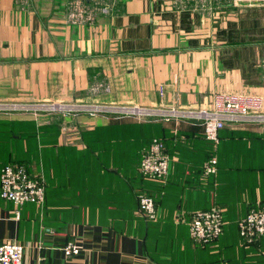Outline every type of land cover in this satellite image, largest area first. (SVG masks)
<instances>
[{
    "label": "crops",
    "instance_id": "0c3cea01",
    "mask_svg": "<svg viewBox=\"0 0 264 264\" xmlns=\"http://www.w3.org/2000/svg\"><path fill=\"white\" fill-rule=\"evenodd\" d=\"M218 91L264 104V0H0V101L206 108ZM152 137L169 157L159 182L137 170ZM6 162L45 184L40 205L0 198V244L20 242L23 264H264V237L246 246L236 223L264 209V123H225L214 143L188 119L0 112ZM209 207L223 233L196 243L190 216ZM68 241L78 254L64 255Z\"/></svg>",
    "mask_w": 264,
    "mask_h": 264
},
{
    "label": "built area",
    "instance_id": "2783aa9c",
    "mask_svg": "<svg viewBox=\"0 0 264 264\" xmlns=\"http://www.w3.org/2000/svg\"><path fill=\"white\" fill-rule=\"evenodd\" d=\"M120 100L122 104L63 102L47 108L52 111L110 113L134 115L163 120L188 119L199 121L203 126L206 139L217 143L219 129L225 123H264L263 98L257 94L240 92H214L206 108L184 106H142L131 101ZM46 105V103H41ZM98 104V105H97ZM31 102L0 101V112L31 111ZM146 116V117H145ZM137 170L147 180H163L169 171V157L163 142L152 137L143 149ZM204 172H216V159L210 158L204 166ZM0 198L9 200L17 207L25 203L40 205L45 198L44 179L30 174L22 164L6 163L0 168ZM139 208L148 218H155L156 204L151 195L140 194ZM223 215L217 208L198 209L192 212L188 233L196 243L208 244L215 241L223 231ZM238 234L241 240L252 242L264 237V209H250L238 220ZM23 245L15 240H6L0 244V264H23ZM64 255H76L78 246L68 241L61 246Z\"/></svg>",
    "mask_w": 264,
    "mask_h": 264
},
{
    "label": "rangeland",
    "instance_id": "374dc122",
    "mask_svg": "<svg viewBox=\"0 0 264 264\" xmlns=\"http://www.w3.org/2000/svg\"><path fill=\"white\" fill-rule=\"evenodd\" d=\"M258 0H255V2H257ZM251 2H252V0H251ZM127 101V100H126ZM55 102L56 103H63V102H79V103H88V102H83V101H80V100H74V101H47V102H44V101H35V102H31V111H26L27 113H30L31 112V114H38V113H40V112H45V111H50L49 109H47V108H50V107H52V106H54L53 104H55ZM41 103H46V105H42ZM94 103H98V102H94ZM124 103H125V101H124ZM98 104H100V103H98ZM97 104V105H98ZM106 104H111V105H117V104H122L119 100L118 101H114V102H112V103H106ZM47 107V108H46ZM94 114H98V113H94ZM105 114H110V113H105ZM135 117H137V118H139V119H145L144 117H138V116H135ZM146 117V116H145ZM146 118H148V116L146 117Z\"/></svg>",
    "mask_w": 264,
    "mask_h": 264
},
{
    "label": "trees",
    "instance_id": "16d2710c",
    "mask_svg": "<svg viewBox=\"0 0 264 264\" xmlns=\"http://www.w3.org/2000/svg\"><path fill=\"white\" fill-rule=\"evenodd\" d=\"M149 143V142H148ZM147 143V144H148ZM147 145L145 144V146H144V148L146 147ZM143 148V149H144ZM142 152H143V150H142ZM142 154V153H141ZM6 163H11V164H15V163H18V162H6ZM18 164H20V163H18ZM211 174H213V173H211ZM145 180H147V179H145ZM151 181H156V180H151ZM159 181H163V180H159ZM159 181H156V182H159ZM148 188H147V186H145V187H143V188H141V190H140V193H139V195L140 194H142V193H144V194H148V195H151L152 197H153V199H154V201H155V204H156V209H157V211H158V208H157V206H158V199L156 198V197H154L153 195H152V193H150L149 192V190H147ZM138 200H139V196H138ZM138 206H139V204H138ZM210 208H215V207H209L208 209H210ZM218 209V208H217ZM257 209H259V208H257ZM141 211V210H140ZM142 214H143V212H142ZM144 215V214H143ZM159 214H158V212H157V214H156V216H155V218H148L146 215H144L145 216V218L147 219V220H149V222L150 221H152V222H154L155 220H158L159 218L157 217ZM223 215V214H222ZM191 217V216H190ZM223 221H224V218H223ZM237 224H238V221L236 222ZM151 226H154V225H152V223H150V225L148 226V228L149 229H151L152 227ZM223 227H224V224H223ZM153 230H155L154 228H153ZM222 233H223V231H222ZM221 236V235H220ZM219 236V237H220ZM188 237H189V235H188ZM218 237V238H219ZM190 238V237H189ZM191 239V238H190ZM192 240V239H191ZM217 240V239H216ZM215 240V241H216ZM260 240V239H259ZM259 240H255V241H252V242H245V241H243V243H244V245H246V246H248L249 244L251 245V244H254V243H256V242H258ZM193 241V240H192ZM215 241H213V242H215ZM209 244V243H208Z\"/></svg>",
    "mask_w": 264,
    "mask_h": 264
}]
</instances>
